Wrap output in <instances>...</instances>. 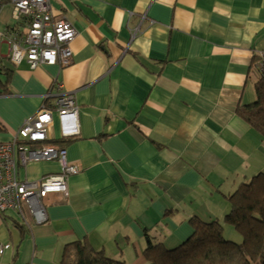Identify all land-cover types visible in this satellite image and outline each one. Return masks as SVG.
<instances>
[{"label": "crops", "instance_id": "1", "mask_svg": "<svg viewBox=\"0 0 264 264\" xmlns=\"http://www.w3.org/2000/svg\"><path fill=\"white\" fill-rule=\"evenodd\" d=\"M49 2L76 30L70 62L30 69L2 60L0 143L42 105L54 107L61 83L78 108L79 135L64 149L80 172L66 196L43 199V223L0 217V245H9L0 264H58L80 240L147 264V240L173 249L191 236L192 217L219 219L248 151L263 157L264 140L236 109L254 100L248 76L264 55V0ZM0 22L14 26L9 4ZM61 139L54 115L47 141ZM59 171L56 161L17 163L26 181Z\"/></svg>", "mask_w": 264, "mask_h": 264}, {"label": "built area", "instance_id": "2", "mask_svg": "<svg viewBox=\"0 0 264 264\" xmlns=\"http://www.w3.org/2000/svg\"><path fill=\"white\" fill-rule=\"evenodd\" d=\"M5 4L0 0V9ZM13 27L0 33V61L4 58L13 65L26 62L30 69L39 65H67L71 59L70 43L76 37V30L65 18H54L49 0H9ZM18 25V26H17ZM5 44L4 56L1 46ZM248 80L254 86L264 69V55L254 60ZM54 107L42 105L36 113L26 119L7 142L0 143V217L8 212L19 216L30 215L34 222L45 221L42 201L49 194L67 195V179L80 172L76 164L67 160L66 150L56 146H41L48 139L54 115L60 126L61 138L79 135L78 108L72 93L62 91ZM56 161L60 171L38 180H21L17 174V163ZM9 245H0L2 255Z\"/></svg>", "mask_w": 264, "mask_h": 264}, {"label": "trees", "instance_id": "3", "mask_svg": "<svg viewBox=\"0 0 264 264\" xmlns=\"http://www.w3.org/2000/svg\"><path fill=\"white\" fill-rule=\"evenodd\" d=\"M1 63L2 60L0 70L4 68ZM6 83L0 80V94L6 93ZM254 93L256 100L238 106L236 114L264 140V69L254 85ZM76 137L46 141L40 147L52 145L64 148ZM227 200L230 210L222 223L192 217L189 220L191 236L176 248L167 249L161 243L147 240L143 251L147 264H264V173H257L249 182L242 183L227 196ZM1 217L20 226L14 218L7 215ZM224 223L241 234V243L223 238ZM58 264L126 263L110 258L103 251L94 250L86 240H80L65 245Z\"/></svg>", "mask_w": 264, "mask_h": 264}, {"label": "rangeland", "instance_id": "4", "mask_svg": "<svg viewBox=\"0 0 264 264\" xmlns=\"http://www.w3.org/2000/svg\"><path fill=\"white\" fill-rule=\"evenodd\" d=\"M4 2L6 4H9V0H4ZM9 23H11V25H13V22L12 20L9 18ZM5 25L6 24H3L0 22V33L4 32L5 30ZM10 26V25H8ZM1 51H2V54L5 56L7 54V47L5 44H3L1 46ZM0 80H3V76L0 75ZM256 100L255 96H254V100L252 102H254ZM262 159L259 158L258 156H256V159L255 157L253 156V153H251V151H248V155H247V159H246V163H244L243 165H241V163L239 164L241 168H239L236 173L234 174V176L232 178L234 179H240L237 183V185H234L232 188H231V182L226 185L229 187V195L233 194L237 188L239 187V184L240 182L242 183H246V182H249L250 179L256 175L257 173H260V172H263L264 173V151H262ZM246 176V177H244ZM241 185V184H240ZM228 201V200H227ZM229 203V201H228ZM230 210V203L228 204V211L229 212ZM227 212L225 214H227ZM8 215H12V213H7ZM225 214L221 215L219 217V219H217L220 223L223 222V218L225 216ZM222 235H223V238L225 240H230V241H233L235 243H241L242 242V236L239 232H237L232 226L228 225V224H223V231H222ZM9 255V252H6L5 250V254L3 255H0V262Z\"/></svg>", "mask_w": 264, "mask_h": 264}]
</instances>
